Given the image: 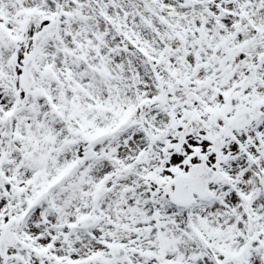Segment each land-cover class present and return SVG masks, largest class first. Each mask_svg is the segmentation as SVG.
Returning <instances> with one entry per match:
<instances>
[{
    "label": "snow or ice",
    "instance_id": "6c2138e0",
    "mask_svg": "<svg viewBox=\"0 0 264 264\" xmlns=\"http://www.w3.org/2000/svg\"><path fill=\"white\" fill-rule=\"evenodd\" d=\"M0 264H264V0H0Z\"/></svg>",
    "mask_w": 264,
    "mask_h": 264
}]
</instances>
